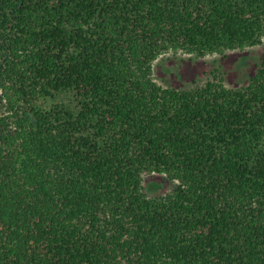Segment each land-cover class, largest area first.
I'll return each instance as SVG.
<instances>
[{"label": "trees", "instance_id": "obj_1", "mask_svg": "<svg viewBox=\"0 0 264 264\" xmlns=\"http://www.w3.org/2000/svg\"><path fill=\"white\" fill-rule=\"evenodd\" d=\"M263 37L264 0H0V264H264V52L237 87L151 76Z\"/></svg>", "mask_w": 264, "mask_h": 264}, {"label": "rangeland", "instance_id": "obj_2", "mask_svg": "<svg viewBox=\"0 0 264 264\" xmlns=\"http://www.w3.org/2000/svg\"><path fill=\"white\" fill-rule=\"evenodd\" d=\"M263 52L264 37L259 44L202 57L181 50H169L153 61L151 76L161 85L181 88L204 84L216 75L223 79L225 85L237 87L248 83ZM42 100L40 103L45 107L54 102H63L71 109L76 108V98L69 91ZM143 184L144 191L151 196L167 193L174 186V181L163 174L152 173L143 176Z\"/></svg>", "mask_w": 264, "mask_h": 264}]
</instances>
